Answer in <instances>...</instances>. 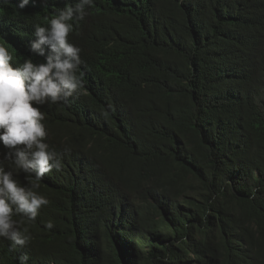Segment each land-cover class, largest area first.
I'll return each mask as SVG.
<instances>
[{
  "label": "trees",
  "instance_id": "16d2710c",
  "mask_svg": "<svg viewBox=\"0 0 264 264\" xmlns=\"http://www.w3.org/2000/svg\"><path fill=\"white\" fill-rule=\"evenodd\" d=\"M76 2L0 6L14 66L43 62L33 26ZM87 11L69 34L84 88L42 106L61 161L40 181L49 204L28 244L0 238V264H264V0Z\"/></svg>",
  "mask_w": 264,
  "mask_h": 264
},
{
  "label": "clouds",
  "instance_id": "9594fccd",
  "mask_svg": "<svg viewBox=\"0 0 264 264\" xmlns=\"http://www.w3.org/2000/svg\"><path fill=\"white\" fill-rule=\"evenodd\" d=\"M10 0H0V6ZM29 0H19L23 10ZM95 0H77L60 9L47 26L35 24L30 53L43 57V62L26 58L14 66L13 55L0 42V238L10 241L15 250L31 240L27 224L34 223L49 200L39 193L40 181L46 173L59 170L61 161L45 142L48 135L42 106L68 102L84 88L78 75L81 48L69 42L73 31L71 21H82ZM24 173L26 183L18 175ZM19 216L20 219L14 217ZM54 227L51 220L45 228ZM25 253L19 264H27Z\"/></svg>",
  "mask_w": 264,
  "mask_h": 264
}]
</instances>
